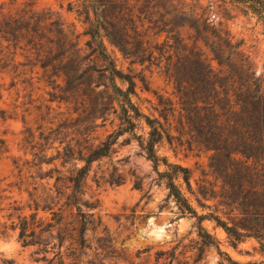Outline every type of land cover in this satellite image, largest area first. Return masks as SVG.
I'll use <instances>...</instances> for the list:
<instances>
[{
    "label": "rangeland",
    "instance_id": "374dc122",
    "mask_svg": "<svg viewBox=\"0 0 264 264\" xmlns=\"http://www.w3.org/2000/svg\"><path fill=\"white\" fill-rule=\"evenodd\" d=\"M197 1L208 8L210 21H221L243 40L264 78V22L229 5L228 11L220 12L222 0ZM23 4L36 11L58 12L66 25H75L79 44L84 46L85 26L67 11V1L0 0L5 10ZM107 49L120 70L136 77L132 101L139 112L156 119L170 132V139L155 146L158 163L154 164L144 149L149 128L137 119L132 133L119 135L109 154L89 165L76 204L65 205L70 181L84 165L77 157L87 156L122 127L114 110L117 101L110 92L100 93L102 86L94 93L85 86L73 93L69 91L73 84L62 79L48 83L38 66L26 67V75L16 79L0 73V139L5 148L0 158V264L7 260L46 264L38 261L42 257L60 258L67 264H229L228 259L264 264V250L254 239L233 246L212 220H204L202 226L216 239L217 247L205 245L198 236L197 220L170 192L163 177L166 172L177 174L175 184L198 215L226 220L217 207L221 179L209 167L211 153L192 142L175 87L164 74V61L161 66L154 60L130 64L117 49L109 45ZM109 104L113 109L108 110ZM47 195L54 198L53 210H62L63 241L61 248L44 253L37 245H23L19 229L12 226L18 223V215L28 218L36 213L35 203L39 206L36 220L51 222L50 212L41 210ZM78 211L88 220L82 249L76 243Z\"/></svg>",
    "mask_w": 264,
    "mask_h": 264
},
{
    "label": "trees",
    "instance_id": "16d2710c",
    "mask_svg": "<svg viewBox=\"0 0 264 264\" xmlns=\"http://www.w3.org/2000/svg\"><path fill=\"white\" fill-rule=\"evenodd\" d=\"M65 1L67 11L75 13L85 26L87 40L83 47L75 25H66L58 12L36 11L28 4L5 10L0 5L1 74L16 79L26 75V67L38 66L48 83L62 79L73 84L69 90L73 93L81 86L90 93L102 86L100 93L110 92L118 104V110H114L122 127L101 146L90 149L87 156L77 157L84 165L70 181L65 205L76 204L75 196L89 165L106 157L119 135L132 133L137 119L142 118L149 128L144 149L154 164L158 163L155 146L164 138L170 139V132L156 119L139 112L132 101L136 77L117 67L108 52L109 45L130 64L154 60L161 66L164 61V74L175 87L192 142L211 153L209 167L221 179L217 207L226 220L213 214L198 215L175 184L177 174H163L173 197L197 220L201 241L217 247L216 239L202 226L204 220H212L231 245L252 238L264 250V78L258 74L243 40L232 35L221 21H210L206 17L208 8L197 0ZM222 2V13L229 5L245 14L251 12L264 22V0ZM110 104L108 110L113 109ZM4 152L0 139V158ZM53 200L47 195L41 209L50 212L51 222L36 220V203V213L28 218L17 216L18 223L12 229H19L18 239L23 245H37L44 253L61 248L63 215L61 209L53 210ZM77 216L80 225L76 243L82 249L88 220L79 211ZM71 255L75 258L74 253ZM39 260L67 264L60 258ZM1 264L13 263L7 260Z\"/></svg>",
    "mask_w": 264,
    "mask_h": 264
}]
</instances>
